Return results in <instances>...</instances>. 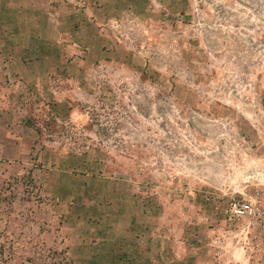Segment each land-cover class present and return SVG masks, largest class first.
I'll list each match as a JSON object with an SVG mask.
<instances>
[{"label": "rangeland", "instance_id": "1", "mask_svg": "<svg viewBox=\"0 0 264 264\" xmlns=\"http://www.w3.org/2000/svg\"><path fill=\"white\" fill-rule=\"evenodd\" d=\"M232 200L264 207V0H0V264H264Z\"/></svg>", "mask_w": 264, "mask_h": 264}, {"label": "built area", "instance_id": "2", "mask_svg": "<svg viewBox=\"0 0 264 264\" xmlns=\"http://www.w3.org/2000/svg\"><path fill=\"white\" fill-rule=\"evenodd\" d=\"M225 213L230 219L249 218L257 220L259 228L264 233V207L260 209L248 201L232 200Z\"/></svg>", "mask_w": 264, "mask_h": 264}, {"label": "trees", "instance_id": "3", "mask_svg": "<svg viewBox=\"0 0 264 264\" xmlns=\"http://www.w3.org/2000/svg\"><path fill=\"white\" fill-rule=\"evenodd\" d=\"M36 131L38 132V130L36 129Z\"/></svg>", "mask_w": 264, "mask_h": 264}]
</instances>
